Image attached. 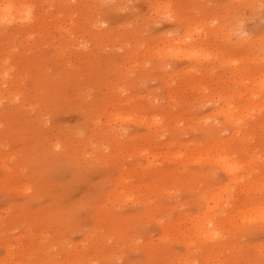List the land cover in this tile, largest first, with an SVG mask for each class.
<instances>
[{
  "label": "rangeland",
  "instance_id": "1",
  "mask_svg": "<svg viewBox=\"0 0 264 264\" xmlns=\"http://www.w3.org/2000/svg\"><path fill=\"white\" fill-rule=\"evenodd\" d=\"M0 5V264H264V0Z\"/></svg>",
  "mask_w": 264,
  "mask_h": 264
},
{
  "label": "bare ground",
  "instance_id": "2",
  "mask_svg": "<svg viewBox=\"0 0 264 264\" xmlns=\"http://www.w3.org/2000/svg\"><path fill=\"white\" fill-rule=\"evenodd\" d=\"M4 4H5V3H4ZM2 5H3V3H2ZM11 8H12V7H9L8 5H7V6H4V7H2V6L0 5V17H1V20H4V21L7 20V22L9 21V22H10V25H12L11 22H12V21L14 22V19H15V17H13L14 14H13L12 11H11L13 8H12V9H11ZM13 12H14V10H13ZM33 12H34V11H33ZM16 13H17V15H19L17 11L15 12V15H16ZM12 14H13V15H12ZM29 15H30V14H29ZM29 15H28V16H29ZM26 16H27V15H26ZM16 18H18V17H16ZM20 18H21V17H20ZM20 18H18V19H20ZM25 18H26V17H25ZM18 19H17V20H18ZM23 19H24V18H23V16H22V20H23ZM28 19H29V18L27 17V19H25V20L27 21ZM4 21H3V22H4ZM15 21H16V19H15ZM28 21H32V19H31V20H28ZM7 22L5 21V23H7ZM9 22H8V23H9ZM13 22H12V23H13ZM18 22H20V20H18ZM8 23H7V24H8ZM14 24H16V23H14ZM167 42H168V41H167ZM172 42H173V40H172ZM174 42H176V41H174ZM174 42H173V43H174ZM175 44L178 45V43H175ZM175 44H172V46H171V44L169 43V46H170V47H169V46H168V47H169V48H172V47H173V48H174V47L176 48V45H175ZM173 45H174V46H173ZM166 47H167V46H166ZM166 47H165V48H166ZM187 47H188V46H187ZM169 48H168V49H169ZM188 48L191 49L190 46H189ZM177 49L180 50L178 47H177ZM184 49H185V48H184ZM186 49H187V48H186ZM164 50H165V49H164ZM171 50H173V51L176 52V49H171ZM178 50H177V51H178ZM188 50H189V49H188ZM168 51H169V50H168ZM190 51H191V50H190ZM170 52L172 53V51H170ZM161 53H162V50H161ZM177 53H178V52H177ZM177 53H176V54H177ZM185 53H186V52H185ZM188 53H189V52H188ZM178 54H179V53H178ZM171 55H172V54H171ZM168 56H170V54H169ZM172 56H173V55H172ZM187 56H188V54H187ZM262 82H264V81L261 80V83H262ZM258 83H259V82H258ZM261 83H260V84H261ZM257 85H258V84H257ZM258 86L260 87V86H263V85L261 84V85H258ZM263 88H264V87H263ZM263 88L261 87V89H263ZM261 89H260V90H261ZM253 92H254V91H253ZM249 97H250V96H249ZM249 97L246 96V98H249ZM261 97L263 98L264 96H261ZM219 98H220V96H219ZM240 98H241V96H240ZM250 98H251V97H250ZM252 98H253V97H252ZM224 99H226V97H225ZM224 99H223V100H224ZM257 99H258V97H257ZM260 99H261V98H260ZM219 100H220V99H219ZM246 100H247V99H246ZM251 100H252V99H251ZM251 100H249V101H250L251 103H253V102H252L253 100H252V101H251ZM257 101H259V100H257ZM229 102H230V101H229ZM247 102H248V101H247ZM247 102H246V103H247ZM261 102H262V100H261ZM263 104H264V103H263ZM228 105H229V104H228ZM228 105H227V106H228ZM243 105H245V104H243ZM246 105H247V104H246ZM246 105H245V106H246ZM248 105H249V104H248ZM254 105H255V103H254ZM258 105H259V103H257V107H258ZM252 106H253V104H252ZM260 106H261V105H260ZM243 107H244V106H243ZM250 107H251V106H250ZM250 107H249V108H250ZM254 107H256V106H254ZM262 107H264V106H262ZM224 108H225V107H224ZM226 108H228V107H226ZM226 108H225V109H226ZM232 108H233V107H232ZM238 108H239V107H238ZM240 108H242V106H241ZM245 108L248 109V107H245ZM245 108H244V109H245ZM252 108H253V107H252ZM225 109H224V110H225ZM242 109H243V108H242ZM258 109H259V108H258ZM256 110H257V109H256ZM220 111H221V110H220ZM225 111H227V110H225ZM233 111H234V110H233ZM236 111H238V109H237ZM240 111H244V110H240ZM246 111H247V110H246ZM250 111H251V108H250ZM250 111H249V112H250ZM257 111H258V110H257ZM257 111H256V113H257ZM247 112H248V111H247ZM254 112H255V110H254ZM223 113H224V111L222 110V115H223ZM230 113H231V112H230ZM238 113L240 114L239 111H238ZM217 114H218V113H217ZM232 114H233V113H232ZM232 114H231V115H232ZM234 114H236V115H234V116H237V115H238L236 112H235ZM242 114H243V113H242ZM244 114H245V113H244ZM247 114H248V113H247ZM253 114H254V113H253ZM258 114H259V111H258ZM116 115H117V114H116ZM116 115H115V116H116ZM220 115H221V114H220ZM231 115H230V116H231ZM240 115H241V114H240ZM246 116H247V115H246ZM246 116H245V117H246ZM228 117H229V116H228ZM231 118H232V117H231ZM237 118H238V117H237ZM227 119H228V121L230 120L229 118H227ZM241 119H243V117H241ZM234 120H236V119H234ZM234 120H233V118H232V121H234ZM138 121H139V120H138ZM142 121H143V118H142ZM152 121H153V120H152ZM152 121H151V122H152ZM226 121H227V120H226ZM232 121H231V122H232ZM143 122H144V121H143ZM154 122H156V121H154ZM243 122H244V121H243ZM140 123H141V121H140ZM152 124H153V123H152ZM152 124H151V125H152ZM154 124H155V123H154ZM225 124H226V123H225ZM227 124H228V123H227ZM232 124H233V122H232ZM232 124H230V125H232ZM144 125H145V124H144ZM144 125H143V126H144ZM156 125H157V124H156ZM238 125H240V124L238 123ZM243 125H244V124H243ZM154 126H155V125H154ZM228 126H229V125H228ZM151 127H153V126H151ZM233 127H234V126H233ZM235 127H236V125H235ZM237 127H239V126H237ZM149 130H151V129H149ZM234 130H235V129H234ZM232 131H233V130H232ZM230 133H231V131H230ZM235 133H236V132H235ZM242 133H243V132H242ZM232 135H233V134H232ZM248 135H249V134H248ZM248 135H247V136H248ZM244 136H245V135H244ZM244 136H243V139H244ZM245 137H246V136H245ZM241 138H242V136H241ZM230 141H231V140H230ZM225 142H226V141H225ZM217 144H218V143H217ZM219 144H220V143H219ZM219 144H218V145H219ZM221 144H222V141H221ZM228 144H229V143H228ZM236 144H237V143H236ZM215 145H216V144H215ZM215 145H214V146H215ZM221 148L224 149L225 147H224V148L221 147ZM232 148H233V147H232ZM206 149H208V148H206ZM210 149H211V148H210ZM214 149H215V148H214ZM220 150H221V149H220ZM212 151H213V149H212ZM216 151H217V150H216ZM216 151H215V152H216ZM225 151H226V150H225ZM225 151L223 152L222 156H225V155H224ZM241 151H242V150H241ZM218 152H219V151H218ZM220 152H221V151H220ZM228 152H229V151H228ZM188 153H189V152H188ZM143 154H144V153H143ZM143 154H142V155H143ZM182 154H183V153H182ZM191 154H192V152H190V155H191ZM205 154H207V153H205ZM210 154H211V153H209V155H210ZM217 154H218V153H217ZM225 154H226V153H225ZM227 154H228V153H227ZM227 154H226V155H227ZM237 154H238V153H237ZM241 154H242V153H241ZM174 155H175V154H174ZM179 155H181V153H180ZM207 155H208V154H207ZM207 155H206V156H207ZM249 155H251L250 152H249ZM252 155H253V154H252ZM146 156H147V155H146ZM146 156H145V157H146ZM170 156H173V155H170ZM176 156H177V155H176ZM176 156H173V157H176ZM186 156H188V155H186ZM186 156H185V157H186ZM203 156H204V155H203ZM210 156H211V155H210ZM216 156H219V155H216ZM231 156H233V155H231ZM141 157H142V156H141ZM166 157H168V156H166ZM179 157H180V156H179ZM179 157H178V158H179ZM183 157H184V156H183ZM183 157H182V158H183ZM191 157H192V156H191ZM191 157H190V159H191ZM213 157H214V156H213ZM213 157H211V158H212V159H211L212 161H213V159H214ZM220 157H221V156H220ZM249 157H250V156H249ZM163 158H164V157H163ZM171 158H172V157H171ZM204 158H205V157H204ZM204 158H203V159H204ZM206 158H207V157H206ZM208 158H209V156H208ZM215 158H216V157H215ZM217 158H219V157H217ZM217 158H216V159H217ZM221 158H222V157H221ZM229 158H230V157H229ZM155 159H156V158H155ZM161 159H162V158H161ZM166 159H169V157L166 158ZM175 159H176V158H175ZM175 159H174V160H175ZM185 159H186V158H184V160H185ZM199 159H200V158H199ZM199 159H198V160H199ZM203 159H201V160H203ZM216 159H215V160H216ZM230 159H231V158H230ZM248 159H249V158H248ZM252 159H254V158H252ZM255 159H257V158H255ZM145 160H147V158H146ZM162 160H165V159H162ZM180 160H181V157H180ZM187 160H188V158H187ZM194 160H195V159H194ZM201 160H200V161H201ZM205 160H206V159H205ZM207 160H209V159H207ZM207 160H206V161H207ZM218 160H219V159H218ZM220 160H221V159H220ZM231 160H233V159H231ZM250 160H251V159H250ZM149 161H152V160H150V157H149ZM166 161H167V160H166ZM195 161H197V160H195ZM203 161H204V160H203ZM221 161H222L223 166H224V167L221 166L222 168H224V169L222 170V172H223V173H224V171H225L226 173H229V171L231 172V164H229V162H228V160H227V157H226V159H222ZM256 161H257V160H256ZM154 162H155V161H154ZM170 162H172V161H170ZM193 162H194V161H193ZM215 162H216V161H215ZM230 162H231V161H230ZM232 162H233V161H232ZM252 162H253V161H252ZM181 163H183V162H181ZM197 163H199V162H197ZM211 163H212V162H210V164H211ZM216 163L220 166V163H218V162H216ZM222 163H221V164H222ZM250 163H251V162H250ZM147 164L149 165V163H147ZM150 164L152 165V163H150ZM179 164H180V163H179ZM212 164H213V163H212ZM217 164H216V165H217ZM240 164H241V163H240ZM153 165H154V164H153ZM153 165H152V166H153ZM235 165H237V164H235ZM242 165H243V164H242ZM246 165H248V164L246 163ZM246 165H244V166H246ZM214 166H215V165H214ZM232 166H233V163H232ZM216 167H217V166H216ZM233 167H234V166H233ZM247 167H248V166H247ZM254 167H255V166H254ZM218 168H219V167H218ZM241 168H242V167H241ZM241 168H240V169H241ZM243 169H245V167H244ZM251 169H252V167H251ZM238 170H239V169H238ZM241 171H242V170H241ZM243 171H244V170H243ZM247 171H248V170H247ZM252 171H253V170H252ZM179 173H180V172H179ZM247 173H249V172H247ZM247 173H245V174H247ZM254 173H255V172H254ZM233 174H234V173H233ZM245 174H244V175H245ZM252 174H253V173H252ZM237 175H238V174H237ZM239 175H240V174H239ZM242 175H243V174H242ZM189 176H190V175H189ZM252 176H253V175H252ZM233 177H234V176H233ZM235 177L237 178L238 176L235 175ZM261 177H262V176H261ZM229 178H230V177H229ZM241 178H242V177H241ZM245 178H246V177H245ZM247 178H248V177H247ZM249 178H250V176H249ZM258 178H259V177H258ZM232 179H233V178L231 177V180H232ZM227 180H229V179H227ZM233 180H235V179H233ZM233 180H232V181H233ZM249 180H250V179H249ZM239 181H241V180L239 179ZM253 181H254V180H253ZM230 182H231V181H230ZM234 182H235V181H234ZM243 182H244V181H243ZM257 182H258V181H257ZM227 183H228V182H227ZM232 183H233V182H232ZM235 183H237V182H235ZM235 183H233V185H234ZM246 183H247V182H246ZM225 184H226V183H225ZM249 184H250V183H249ZM251 184H252V182H251ZM226 185H227V184H226ZM226 185H225V186H226ZM229 185H230V184H229ZM241 185H242V184H241ZM245 185H246V184H245ZM225 186H222V187H221V189H223V191H224V190H228V189H226L228 186H226V188H224ZM236 186H239V185H236ZM253 186H254V185H253ZM241 187H242V186H241ZM243 187H244V186H243ZM247 187H249V185L246 186L245 189H246ZM256 187H257V186H256ZM263 187H264V186H263ZM134 188H135V187H134ZM231 188H232V186H231ZM233 188H234V187H233ZM238 188H239V187H238ZM253 188H255V187H253ZM253 188H252V189H253ZM130 189H131V188H130ZM218 189H220V186H219ZM131 190H132V189H131ZM205 190H206V189H205ZM205 190H204L203 192H205ZM239 190H240V189H239ZM239 190H238V191H239ZM249 190H250V189H249ZM259 190H260V189H259ZM263 190H264V189H263ZM207 191H209V190H207ZM212 191H213V190H212ZM217 191H218L219 194H221V192H219V190H217ZM221 191H222V190H221ZM223 191H222V192H223ZM229 191H230V190H228V192H229ZM241 191H242V190H241ZM241 191H240V192H241ZM209 192H210V191H209ZM209 192H207V193H209ZM225 192H226V191H225ZM232 192H233V191H232ZM258 192H259V191H258ZM205 193H206V192H205ZM215 193H217V192H215ZM218 193H217V194H218ZM249 193H250V192H249ZM252 193H253V192H252ZM202 194H204V193H202ZM212 194H214V192H212ZM224 194H225V193H224ZM226 194H227V192H226ZM242 194H243V193H242ZM245 194H246V193H245ZM247 194H248V193H247ZM250 194H251V193H250ZM130 195H131V193H130ZM199 195H200V194H199ZM229 195H230V193H229ZM207 196H208V195H207ZM215 196H216V194H215ZM217 196H218V195H217ZM221 196H222V195H221ZM231 196H232V195H231ZM243 196H244V195H243ZM247 196H248V195H246V198H247ZM250 196H251V195H250ZM118 197H120V196H118ZM129 197H131V196H129ZM129 197H128V198H129ZM201 197H202V195H201ZM218 197H220V196H218ZM218 197H215V198L220 199V201H219V205H220V203L223 202V201H221V198H223V197H221V198H218ZM226 197L228 198L229 196H226ZM226 197H225V199H226ZM251 197H252V196H251ZM202 198H203V197H202ZM211 198L214 199L213 196H211ZM229 199H231V198H229ZM204 200H205V198H204ZM210 201H213V200L210 199ZM210 201H208V202H210ZM227 201H228V200H227ZM229 201H230V200H229ZM246 201H247V200H246ZM206 202H207V201H206ZM216 202H217V200L215 199L214 203L212 202L213 204L210 203L211 205L208 206V204L206 203L208 207H206L205 205H204V206H205L207 209L209 208L208 210L211 211V210H210V207L212 208V206H213ZM224 202L226 203V201H224ZM227 203H228V202H227ZM204 204H205V203H204ZM219 205H218V203L215 204V206H219ZM225 205H226V204H225ZM250 205H251V204H250ZM250 205H249V207H250ZM223 206H224V205H223ZM240 206H241V205H240ZM251 206H252V205H251ZM257 206L260 207V208H263L262 205H261V206L257 205ZM257 206L254 207V205H253V208H251V210H250V208L248 207V208H249V211H251L250 214L252 213L251 215H249V213H247V212H248V209H247V208H245V209H247V211L244 210V212H243V210L241 209L242 212L244 213V215H247V214H248V215H247L248 218H246V216H244V215L242 216V212H240L241 210H240V208H239L238 211H239V214H241V215H239V216L237 215V217H239V218H240V216L243 217L242 219L240 218L241 220H243L244 217L247 219V220L245 219V220H243V221H249V220H251V221L253 222V219L250 218V217H254V220H255L256 218H260V219H261V217H262V219L264 220V218H263V217H264V215H263L264 212H262L263 209H260L259 211H258L259 208L257 209V212H260V211H261V212H262V215H261V213H260V216H259V214H255V215H253L254 212H255V210H256V208H257ZM263 206H264V205H263ZM205 207H204V208H205ZM213 207H214V206H213ZM219 207H220V206H219ZM226 207H227V206H226ZM226 207H224V208H226ZM228 207H229V206H228ZM246 207H247V206H246ZM214 208H215V207H214ZM214 208H213V209H214ZM227 209H228V208H227ZM252 209H255V210H252ZM213 211H214V210H213ZM253 211H254V212H253ZM206 212H207V210H204V214H206L205 216L207 217V213H206ZM208 213H209V212H208ZM215 213H216V212H215ZM245 213H247V214H245ZM204 214L202 213L201 216H203ZM210 214H212V211H211ZM219 214H220V213H219ZM221 214H222V213H221ZM221 214H220V215H221ZM227 214H228V213H227ZM252 215H253V216H252ZM210 216H211V215H210ZM215 216H216V215H215ZM215 216H214V217H215ZM217 216H219V215L217 214ZM255 216H257V217H255ZM196 217H197V216H196ZM230 217H231V216H230ZM217 218H218V217H217ZM239 218H238V220H239ZM195 219H199V218H195ZM201 219H202V218H201ZM207 219L210 220V219H209V215H208ZM207 219H205V220H207ZM220 219H221V218H220ZM226 219H228V218H226ZM193 220H194V219H193ZM214 220H215V219H214ZM216 220H217V219H216ZM241 220H240V222H241ZM200 221H201V220H200ZM224 221H225V220H224ZM227 221H228V220H227ZM231 221H232V220H231ZM192 222H193V224H194L195 221H192ZM201 222L204 223V224H206L205 221H204V222L201 221ZM229 222H230V220H229ZM258 222L260 223L259 219H257V223H258ZM261 222H262V220H261ZM263 222H264V221H263ZM195 223H196V222H195ZM207 223H208V221H207ZM212 223H213V222H212ZM216 223H218V222L216 221ZM225 223H226V222H225ZM241 223H242V222H241ZM245 223H247V222H245ZM249 223H250V222H249ZM204 224H203V225H204ZM209 224H210V222H209L207 225H209ZM214 224H215V222H214ZM242 224H243V223H242ZM253 224H254V223H253ZM262 224H263V223H262ZM198 225H199V224H198ZM198 225H197V227H198ZM201 225H202V224L200 223V226H201ZM227 225H229V224H227ZM237 225H238V224H237ZM237 225H236V226H237ZM240 225H241V224H240ZM229 226H230V225H229ZM232 226H233V225H231V227H232ZM236 226H235V227H236ZM197 227H196V228H195V227L193 228V229H195L194 231L197 230ZM202 227H203V226H202ZM204 227H205V225H204ZM215 227H216V226H215ZM238 227H239V226H238ZM209 228H211V226H210ZM209 228H207V231H208ZM212 228H214V227H212ZM212 228H211V229H212ZM217 228H218V227H216V229H217ZM199 229H200V228H199ZM201 229H203V228H201ZM201 229H200V230H201ZM185 230H186V229H185ZM203 230H204V229H203ZM205 230H206V227H205ZM209 230H210V229H209ZM212 230H213V229H212ZM210 231H211V230H210ZM210 231H209V232H210ZM216 231H218V230H216ZM209 232H205V233H203V234L206 236V233L209 234ZM211 232H213V231H211ZM180 233H183L182 230H181ZM194 233H195V232H194ZM196 233H197V231H196ZM200 233H201V232H200ZM200 233H199V234H200ZM201 234H202V233H201ZM201 234H200V235H201ZM203 234H202V236H200V237H202V239H204V238H203V237H204ZM211 234H212V233H211ZM211 234H210L211 237L214 236V235H211ZM215 234H216V233H215ZM197 235H198V234H197ZM218 235H220V234H218ZM210 236H209V237H210ZM216 236H217V235H216ZM183 237H184V235H183ZM206 237H208V236H206ZM209 237L206 238V240H208ZM214 237H215V236H214ZM227 237H228V236H227ZM186 238H188V237H186ZM211 239H212V238H211ZM211 239H209V240H211ZM216 239H218V238H216ZM222 239H223V238H222ZM197 240H198V239H197ZM204 240H205V239H204ZM213 240H214V239H213ZM185 241H186V240H185ZM212 242H213V241H212ZM206 243H207V242H206ZM186 244H187V242H186ZM192 246H193V245H192ZM197 247H198V246H197ZM197 249H198V248H197ZM216 249L218 250V248H216ZM263 250H264V249H263ZM259 251H260V250H259ZM13 254H14V252H13ZM8 256H11V254L8 255ZM44 256H45V255H44ZM77 256H78V254H77ZM82 258H83V257H82ZM86 259H87V258H86ZM86 259H85V260H86ZM77 260H78V258L76 257V260H75V261H77ZM86 262H87V261H86ZM77 263H78V262H77ZM78 264H79V263H78ZM221 264H222V263H221Z\"/></svg>",
  "mask_w": 264,
  "mask_h": 264
}]
</instances>
